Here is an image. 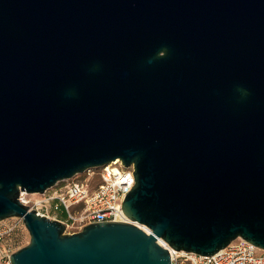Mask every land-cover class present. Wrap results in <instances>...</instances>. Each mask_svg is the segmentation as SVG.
<instances>
[{"label":"water","instance_id":"95a60500","mask_svg":"<svg viewBox=\"0 0 264 264\" xmlns=\"http://www.w3.org/2000/svg\"><path fill=\"white\" fill-rule=\"evenodd\" d=\"M133 166L126 223L67 233L20 193ZM11 264L264 250V0H0V223Z\"/></svg>","mask_w":264,"mask_h":264},{"label":"built area","instance_id":"2783aa9c","mask_svg":"<svg viewBox=\"0 0 264 264\" xmlns=\"http://www.w3.org/2000/svg\"><path fill=\"white\" fill-rule=\"evenodd\" d=\"M133 172V166L126 168L117 160L102 169L87 170L75 176L69 184L59 186L58 183L50 189L51 192L49 190L39 198L20 193L18 200L37 215L49 219L58 220L56 214L64 212L67 218L61 222L65 224L66 231L75 233L91 224L126 223L128 219L121 206L135 185ZM15 220L18 224L0 223V264H11L10 256L18 249L16 231L18 225L24 224L21 219ZM169 254L172 264H264V250L241 238L210 257L171 249Z\"/></svg>","mask_w":264,"mask_h":264},{"label":"rangeland","instance_id":"374dc122","mask_svg":"<svg viewBox=\"0 0 264 264\" xmlns=\"http://www.w3.org/2000/svg\"><path fill=\"white\" fill-rule=\"evenodd\" d=\"M72 179H74V178H72ZM72 179H70L68 181H65L63 183H60L59 186L66 185V184H69V183L73 182ZM50 192H51V190H50ZM29 197H32V196H29ZM33 198H39V195H35ZM3 224L4 225H14V224H18V221L15 220V218H11V219L5 220L3 222ZM66 232L67 233H75L73 230H68ZM16 235L18 237L17 238V241H18L17 242V247H18V249L25 247L29 243L30 237H29V234H28L27 230L25 229L24 225H18L17 231H16Z\"/></svg>","mask_w":264,"mask_h":264},{"label":"trees","instance_id":"16d2710c","mask_svg":"<svg viewBox=\"0 0 264 264\" xmlns=\"http://www.w3.org/2000/svg\"><path fill=\"white\" fill-rule=\"evenodd\" d=\"M56 217L59 221H65L66 220V214L64 212H58L56 214Z\"/></svg>","mask_w":264,"mask_h":264}]
</instances>
